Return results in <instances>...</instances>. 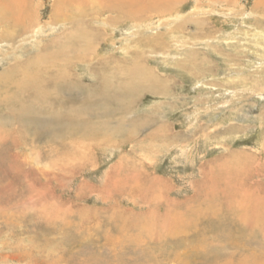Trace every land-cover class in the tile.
Segmentation results:
<instances>
[{
    "label": "rangeland",
    "instance_id": "obj_1",
    "mask_svg": "<svg viewBox=\"0 0 264 264\" xmlns=\"http://www.w3.org/2000/svg\"><path fill=\"white\" fill-rule=\"evenodd\" d=\"M27 1L29 10H21L16 18L20 23L8 12L0 16V74L56 51L57 56L47 61L61 66L53 72L65 69L79 85H99L100 78L119 86L109 92L112 95L125 89L129 94L132 91L124 83L143 85L127 71L140 62L163 81V94L139 88L124 116H100L104 108L96 109L98 116L87 119L92 129L86 137L76 132L36 133L45 119L39 112L36 119L42 123L14 127L13 120L7 130L17 127L19 133L0 141V264H160V254L168 256L165 264H209L203 256L223 253L214 243L216 232L203 234L209 225L201 217L196 227L185 222L188 230L181 221L196 219L189 214L193 208H200L198 217L210 204L227 199L215 200L208 193L212 187L215 195L237 187L232 170L241 156L264 159V3L180 0L167 11L110 24L105 18L117 14L104 9L107 4L103 6L101 0H86L94 5L92 10L69 6L56 11L54 0ZM89 32H98L97 37ZM89 44L93 50L85 57L79 55ZM68 59L71 65L65 68ZM43 70V77L54 75L48 77ZM19 76L8 79L21 93L7 87L0 91V101L10 97L18 104L37 106L29 102L30 96L44 100L45 90H57L38 81L42 90L30 89L23 99L27 81ZM67 93L78 101L76 91ZM99 100L94 98L91 106ZM82 101L65 102L63 109L84 108ZM210 171L219 178L224 174L227 180L214 176L216 184L204 183ZM140 188L148 193L147 199L139 196ZM154 188L166 189L167 197L160 198ZM172 201L181 205L175 208ZM151 209L155 215L168 212L169 221L160 225L156 216L150 218ZM161 234L162 239H156Z\"/></svg>",
    "mask_w": 264,
    "mask_h": 264
},
{
    "label": "bare ground",
    "instance_id": "obj_2",
    "mask_svg": "<svg viewBox=\"0 0 264 264\" xmlns=\"http://www.w3.org/2000/svg\"><path fill=\"white\" fill-rule=\"evenodd\" d=\"M179 1L180 0H101V3H103V6H104V4H105V6L107 4L106 8L103 7L104 9H106L107 11H110V12H115L117 14V15L114 14V16L116 15L117 18L116 17L115 18L109 17V18H107L108 20L105 18L104 21H109L108 23L111 24L113 22L118 21L117 19H123V20L128 19V18L133 19V18H139L142 15L150 16V14L153 13L154 11H160V10L161 11L162 10L167 11L171 8V6H173L174 4H176ZM259 2L264 3V0H259ZM86 3H87L86 0H54L53 9H55V11H56V10H59L60 8H65V7H69V6H73V7L81 6L82 8L89 6L90 10H92L94 8L93 4L87 5ZM103 8H99L100 11ZM0 10H1L0 16H2L3 14L6 15V12H8V14H11L14 17V19H16V18H19V12L21 10H24L26 12L29 10L28 1L27 0H0ZM54 17H55V15L53 16V18ZM62 20H64V19L62 18ZM14 21L19 22L20 20L16 19ZM10 22H11V20H10ZM68 23L70 24V22H68ZM17 26H18L17 24L12 25V27H17ZM103 27H102V29H104ZM74 29L75 28H73V31H74ZM85 29H87V28H85ZM80 30H82V29H80ZM86 32H88V31H86ZM97 33L89 32V35L95 38L97 36L94 34H97ZM84 35H85V33H84ZM80 38H82V37H80ZM79 41H81V40H79ZM81 42H84V40ZM59 43H60V41H59ZM59 45L60 44H58V46ZM93 47H94L93 44L86 45L84 47V49H86V50H84V51L82 50L81 54H79V55H81L82 57H85L87 55V53H89V51L93 50ZM72 53H74V52H72ZM54 54H56V51L53 53L50 52L47 55L39 54L36 57H34L33 59H29V60L25 61L20 66L9 69V70L5 71L4 73L0 74V91L4 90L7 87H14L15 93H19V94L21 93L20 90L17 89L18 85L16 83L14 85V84H11L12 82H9L8 78H11L13 75H15V76L20 75L19 76L20 79H24L27 81L26 83L24 82L25 84L23 85V91L24 92H23V96L21 95L23 97V99L25 98L24 94H26V91L28 92V90H30V89H32L34 91L42 90L41 85L38 84V81H39V83L41 82L42 84L47 82V83H49V85H54L55 86L54 88L57 89V90H53V89L52 90H49V89L45 90V93L43 96L44 100H43V98L38 99V96H36V97L30 96L29 102L34 101V103L37 106L31 105L30 107H28V106H25L24 103L18 104L16 101H14V99H13V101H11L12 98H10V97H5L4 99H2V101H0V105H1L0 110L6 109L5 110L6 113H4L2 110L0 111V141L1 142H3V141L7 142L8 141L7 139L11 138V134L19 133V130L17 129V127L14 128L13 130H7V127L10 126V124L13 122V120L16 123L12 124V126L15 127V126L22 125V127H24V126H26L25 123H27V122H31V123L39 122L38 119H36L39 117L36 115L38 112L42 115V117H45V119L43 118V120H44L43 126L41 128L40 127L36 128V130H35L36 133H42V132L47 133V134L55 133L56 135L60 134V136H62L65 133L66 134H73V132H76V134H78L80 136L85 135L84 137H86L89 134H91L90 131L92 129V125L87 120L88 118H91V116H98V114L100 116H106V117H110V118L115 117V116L126 115L128 112V109L130 107L129 101H130L131 95L133 96L134 94H137V91L139 88H140L139 91H142L143 89H148L150 91H155L154 94H156V93L157 94H163V93H161V91H162L161 84L163 83V81H161L162 83L159 82L155 78L153 73L145 65H143V63L141 64L140 62H135V63H133V65L129 69L127 68L128 69L127 71H130L132 74L135 75L133 77L137 76L138 79L142 80L139 83L142 82L143 85H138L137 83H129L127 85L126 83H124L123 86L125 88L127 87L132 92H129V94H128L125 92L126 91V89H125L121 93H116L115 95H112L109 92H111V91L113 92L114 89L116 91H118L119 86L115 87L113 84L109 85L105 80H101L100 78H97L100 80L99 85H91V86H85L84 87L83 85H79V84L75 83L70 78V76L68 75V73L66 72L65 69L60 70L61 72H53V70L55 71L57 69H60V67H61V66L57 67L58 66L57 64L55 67H53L52 65H50L48 63L50 58H54L55 56H57ZM103 59L104 58H102V61H103ZM35 60H37V61L33 62ZM110 60H112V59H110ZM67 61L68 62L64 63L65 68L67 65H69V66L71 65V62H69V59ZM46 66L51 67L52 71H50V68L47 69ZM43 69L46 70V74L48 77L52 74H54V75L49 77V79L46 76L43 77L45 75L44 72H42ZM97 76L99 77V76H101V74H97ZM22 84H21V86H22ZM119 84H120V82H119ZM121 90H119V91H121ZM73 91H76L77 95L75 97L78 99V101H76L74 98H72L70 96L71 94L69 95L67 93V92H73ZM89 93L91 95H88ZM9 94L11 95V93H7L6 95H9ZM85 94H87V95H85ZM60 95H63V96L66 95V96H68L69 99L67 98L68 100L67 99L64 100L61 98ZM82 96H86V97H82ZM28 97H29V95L27 96V99H28ZM79 98H81V101L83 100L82 104L84 105V108H75V107L69 108V106H68V108L63 109L65 106L64 105L65 102H71L72 104H75V103L77 104V102H79ZM94 98H99L100 100H99L98 104L96 103L95 106H91L90 101H93ZM38 102H40V104H38ZM95 102H97V101H95ZM111 106H112V108H111ZM108 107H110V108H108ZM31 108H34L35 110L31 109ZM100 108H104V109L100 110V112H98V114H97V111H99V110H96V109H100ZM42 113L43 114L47 113V115H43ZM50 121H52V122L50 123ZM39 123H42V122H39ZM38 125H40V124H38ZM112 126H114V124ZM64 130H66V132H63ZM25 132L26 133L23 132V134L26 135L28 132L27 131H25ZM35 132H33V133H35ZM77 138H75V140ZM11 140H13V139H11ZM241 157L242 158H240L236 161L237 166L234 167V169L232 170L235 172V179L237 181V187H235L233 190L229 191L228 193L223 191V192H220L218 195H215L214 193H212V190H213V187H212V190L211 191L209 190L210 193H208V195H211V197L215 200H216V198L221 199V198H226V197H227V199H225V200L223 199V201H220L217 203L214 202L215 205L210 204V207H208V208L206 207L207 209L210 210L209 215L207 213H205V211H208L205 208L202 211H200L198 214V217H196L197 216L196 213L200 210V208L199 207H198L199 209L196 208L195 211L193 208V210L189 211L190 212L189 214H190L191 218L193 217V215L194 216L196 215L195 216L196 219L193 221L192 220L185 221L187 219V218H185L184 221H181L182 222L181 225H185L187 230H188V226L196 227V225H195L196 222L197 223L199 222V224H200V222H201L200 217H201L203 222L206 221L207 224L209 225L207 227V225L204 223L205 224L204 226L207 227L208 230H204L203 234L206 233V231H207V233L216 232V235L214 238V243H215L216 247H218L217 249H220V252H223V253L214 252V254H211V255L209 253H207L208 256H203L206 259H210L209 264L210 263H214V264H264V175H262V173H264V159H257L255 156H251V157L241 156ZM261 163L263 164V166H260ZM241 165L244 168L243 170L240 169ZM214 176L218 178V181L220 180V178L222 180H225V181L227 180V177L224 174H221L220 178H219V176L213 175V172L210 171V172L205 173L204 183L207 181H210L211 184H216L215 182H217V181H215ZM157 180H159V179L157 178ZM160 182H158V183H160ZM141 188H140V193L144 194V195L140 194L139 196H141V197L144 196L147 199L148 193L142 192ZM132 189H134V188H132ZM154 189H156V191L158 192V196L160 198L167 197L166 195H164V193L168 192L166 189H164V192H162V191L160 192L161 189H158V188H154ZM148 190H150V189H148ZM201 192H203V191H201ZM199 193H200V191H199ZM129 194H132V192H130ZM200 196H198V197H200ZM194 198H195V196H194ZM212 198H209V199H212ZM146 199L143 198V200H146ZM191 199L193 201L192 196H191ZM207 199H208V197H207ZM188 201H189V199H188ZM172 202H174L171 204L175 208H178L181 205V204H176L177 202H175V201H172ZM194 202H197V201H194ZM142 203L145 204L144 202H142ZM187 204L188 203H186V205ZM190 204H192V203H190ZM200 205L201 204H199V206ZM183 206H181V209H183ZM213 206H215L216 208H212ZM161 207H162V205H161ZM165 207L167 208L168 205H166ZM194 207H196V206H194ZM175 211H177V209ZM149 212L151 213L150 218H154L156 216L157 220H159L161 222V223L159 222L160 225L163 224L162 222H164V221L167 222V220H168V219L166 220L168 212H166L163 215H155V209L154 210L151 209V210H149ZM182 212H183V210H182ZM129 214H131V213H128V215ZM205 214H207V215H205ZM168 215H170V214H168ZM219 215L221 217H219ZM175 216L178 217L179 215L176 213ZM210 217H211V219H209ZM207 219H209L210 221H208ZM211 220H213V223H210ZM185 222H187L188 226L185 224ZM226 222H227L226 226L229 227V230L230 229L231 230L236 229L235 232L229 231V230L225 229L226 227L225 228L223 227V225ZM165 225H164V227L167 230V228H168L167 224H165ZM200 226L202 227L203 225H200ZM204 226L202 228H204ZM200 229L201 228H199L198 230H200ZM180 231H182V229ZM193 231H196V230L194 229ZM164 233H166L165 230H164ZM186 233L189 234V232H186ZM170 234H172V233H170ZM174 234L176 235V233H174ZM191 234H192V232H191ZM208 236H209V234L206 237H208ZM155 237H156V239H162L163 235L161 234V235L155 236ZM166 237H168V236H166ZM162 242H163V240H162ZM171 244H172V241H171ZM175 246H176L175 249L176 248L179 249L178 246L176 245V243H175ZM190 246H191V249L189 248L190 252L195 254L194 251H196V248H193V245H190ZM197 246H199L200 249L202 247L201 245H197ZM207 247H209V246H205V248H207ZM250 247L254 248V249H252L251 252L249 249ZM180 249H182V248H180ZM159 250L161 251V249H159ZM154 251H156V250H154ZM198 251H200V250H198ZM141 252H143V251H141ZM177 252H179V251H177ZM143 253H145V252H143ZM156 253H157V251H156ZM179 253L181 254L182 252H179ZM149 254H151V253H149ZM187 254H189V253H187ZM243 254H245V255H243ZM238 255H240V256H238ZM160 256H161L160 258H162L161 259L162 263H164L166 261V259H168V256L166 257L163 254H160ZM236 256L239 257L238 260L235 259ZM149 257H150V255H149ZM149 257H148V259H149ZM198 257H199V255H198ZM131 258H132V256H131ZM151 258H152V256H151ZM154 258H155V261H158V259H156L155 256H154ZM186 259L188 260V258H186ZM194 259H195V257H194ZM173 260H174V258H173ZM184 260H185V256H184ZM189 260L191 261L192 259L190 258ZM189 260H188V262H190ZM193 260H192V263H193ZM195 260L197 261V259H195ZM169 261H171V260H169ZM175 261H174V263H176ZM161 262H160V264H162ZM180 262H182V261H180ZM182 264H188V263L185 261V263L182 262ZM196 264H199V262H197Z\"/></svg>",
    "mask_w": 264,
    "mask_h": 264
}]
</instances>
